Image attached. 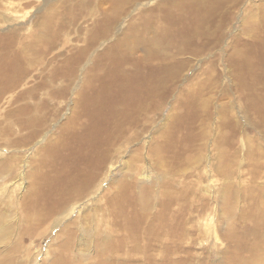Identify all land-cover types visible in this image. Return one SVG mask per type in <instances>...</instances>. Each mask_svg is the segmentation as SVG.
I'll return each instance as SVG.
<instances>
[{"label": "rangeland", "instance_id": "rangeland-1", "mask_svg": "<svg viewBox=\"0 0 264 264\" xmlns=\"http://www.w3.org/2000/svg\"><path fill=\"white\" fill-rule=\"evenodd\" d=\"M187 1L191 3V0ZM183 2L143 0L129 10L126 18H121L123 21L118 23L107 41H102L79 61L80 49L98 26L102 15L111 11L114 0H0V215L10 221L12 227L16 225L7 245L8 250L12 251L7 263H51L57 239H60L69 224H75L80 230L86 229L84 232L110 233L113 230L111 225L106 223L104 226V221L111 216L106 196L113 193L119 177L124 175L128 176V182H132V179L143 182L154 195L164 190L174 195H186L187 203L183 201L174 205V210L184 212L185 220L178 227L184 228L188 234L184 239L175 237L165 239V242L173 245L181 243L183 248L174 252L175 258L187 256L193 264L206 261L207 248L213 251L212 257L223 255L219 261L229 256L225 251L228 242L223 234L231 229L232 223L226 216L227 209L223 210L222 206V200L227 198L224 197L225 194L227 196L223 192L224 186L231 185L239 191L228 197L238 204L236 215L242 213L248 201L260 202L259 208L264 209V121L254 110L248 109V102L241 91L243 87L238 86L236 80L241 71L238 73L234 69L237 65L234 63L241 56L238 51L257 42L244 32V27L249 24V13L257 6H264V0H237L230 12V19L216 31L215 41L210 39L209 49L206 47L204 30H195L191 34L194 37L192 43L203 45L204 51L187 61L189 68L183 73L185 76L178 84V91L190 88L195 82L201 85L206 81L214 85L213 91L205 95V98L212 96V109L208 113L179 112L180 117L177 118V112L172 113L174 108L178 109L180 95L176 91L150 111L140 116L131 115L134 118L126 116L122 119L114 108H109L111 99L119 93L117 88L110 86L113 79L106 73L94 83L98 100L90 98L89 92H86L85 98L80 97L86 84H92L87 81L94 75L95 63L100 65L98 57L108 50L116 36L126 31L130 23L137 21L139 12L158 9L164 3L166 10L170 3L177 11ZM158 11L157 16H162L163 11ZM180 13H185L182 16L186 15L189 20L185 11ZM173 35L176 36L175 32ZM75 56L77 58L73 59ZM101 64L106 65L107 72L110 65L107 62ZM131 68L129 71L126 69V76L132 71ZM60 70L66 71V74L51 82V74ZM72 70L73 74L70 73ZM256 71H259V65ZM22 72V77L16 79L14 86L5 88L14 81L13 74L20 75ZM217 81L216 86L214 83ZM80 100L89 101L93 112L97 111L98 115V111L102 112L99 108L105 107L103 113L112 122V129L105 124L102 129L110 134L109 145H115L118 154H115L87 196L71 201L60 215L43 225L25 223L23 200L31 189L32 176L41 171L42 161L46 159L41 157V149L48 145H62L60 149L55 148L56 151L59 149V153L63 146L85 145L83 153L88 154L90 150V133H85L86 119L72 122L84 109L83 103L79 105ZM116 124L118 133L115 131ZM222 124L224 128H221ZM100 143L107 145L103 138ZM166 143L180 145L179 149L185 155L176 162L178 172L173 177L164 169H159L158 158L152 153L155 145ZM220 145L224 146L219 148ZM258 149L261 153H254V160H250L249 152ZM221 151L229 159L219 163L217 155ZM220 170L227 172L221 173ZM102 217H106V220ZM25 227H29L27 233L23 232ZM254 241L253 244L257 243L258 246L253 256L259 254L263 259L264 250L259 244L264 243H259L257 239ZM7 246L5 243L0 244L1 256L5 254ZM250 259L249 255L247 261Z\"/></svg>", "mask_w": 264, "mask_h": 264}, {"label": "bare ground", "instance_id": "bare-ground-1", "mask_svg": "<svg viewBox=\"0 0 264 264\" xmlns=\"http://www.w3.org/2000/svg\"><path fill=\"white\" fill-rule=\"evenodd\" d=\"M130 1L114 0L111 11L102 15L98 26L90 33L85 45L80 49L79 61L85 58L93 48L99 46L102 41H107L129 10L139 5L143 0ZM183 1L179 10L185 11L189 15V20L186 15V18L182 16L185 13L181 14L179 10H174L173 4L169 3L166 10L164 3L158 6V9L139 12L137 16L135 15L137 21L130 23L122 35L114 34L116 39L110 44L108 50L98 57L100 65L96 63L94 65V75L92 74L93 76L87 81L92 84H86L80 97L85 98L86 92H89L90 98L98 100L94 83L97 82L99 76L102 77L105 73L112 77L113 83L110 86L117 88L119 93L117 97L111 99L112 105L110 104L109 108H114L117 116H121L122 119L126 116L134 118L131 115L140 116L174 95L178 91V84L184 79L183 73L189 68L187 61L204 51L203 45L196 46L192 43L194 37L191 34L195 30H204L206 32L204 36L207 38L206 47L209 49L210 39L213 38L215 41L216 31L221 29V25L226 20L230 19V12L237 0H196V2L191 0V3L187 0ZM185 8L189 10H185ZM158 10L163 11L162 16H157ZM195 13L197 15L192 17ZM247 18H250V21L247 19L250 25L247 23L244 32L257 42L254 41L255 45L238 51L241 56L234 63L237 64L234 69L238 73L241 71V74L236 76V80L237 85L243 87L241 91L244 93V99L248 102V109L254 110L261 121H264V6L255 7ZM160 23L164 25L161 26ZM174 32L178 39L176 36L174 37ZM217 38L220 37L217 36ZM187 55L190 56L185 58ZM76 58L77 56L73 57V59ZM101 62L104 64L107 62V65H110L107 72L106 65H102ZM258 65L260 72L256 71ZM130 67H132V71L126 76V69L129 71ZM60 71L51 74L49 78L51 82L66 74V71ZM70 73L73 74L74 71L72 70ZM15 75L16 73L12 75L14 81L6 85L5 88L8 89L17 83ZM246 83H248V87ZM214 84L217 86L218 81ZM213 87L214 85L203 81L201 85L195 82L190 88L178 91L180 95L178 109L174 108L172 113L177 112V118L180 117L179 112L200 114L205 111L208 113L212 109V96L205 98V95L211 93ZM81 103L84 104V109L72 119V122L75 123L81 118L86 119L85 129L87 131L85 133H90L91 141L88 142L90 150L88 154H84L83 146L85 145L63 146L60 152L66 156H62L59 154L60 152H57L62 145H48L41 149V157H46V159L43 158L45 162L42 159L41 171L32 176L31 189L29 192L27 191L28 195L26 194L27 197L23 200L25 223L43 225L60 215L71 201L87 196L107 165L118 154H116L115 145H109L110 134L102 129L104 124L112 129V122L103 113L105 107L99 108L102 112L98 111V115L97 111L93 112L89 101L80 100V106ZM223 109L225 111V107ZM114 118L116 117L114 116ZM116 126L115 131L117 130L118 133L119 127L117 124ZM221 128H224L223 124ZM102 138L107 141V145H99ZM223 146L220 145L219 148ZM179 147L180 145L166 143L155 145L152 149L153 155L158 158L159 169H164L163 171L172 177L178 172L175 167L176 162L185 156ZM55 148L59 149L56 151ZM75 149L76 151L73 152ZM257 152L261 153L260 149L249 152L250 160H254V153ZM217 156L219 163L228 158L222 151ZM37 169L35 170L37 171ZM220 172L227 171L220 170ZM75 173L79 175H75ZM126 177L128 176L119 177L113 193L106 196V205L111 216L109 220H106V217L102 218L106 220L104 226L106 223L110 224L113 230L110 233L104 231L84 232L83 230L86 229L80 230L75 224H69L60 239H57L53 260L48 264H193L192 259L187 256H185L186 258H175L174 252L181 251L183 248L181 243L173 245L165 242V239L175 237L184 239L188 234L186 230H183L184 228L178 227L185 220L183 219L184 212L178 209L174 210V205L183 201L187 203L186 195L183 193L174 195L167 190L154 195L149 187L142 184L143 182L139 183L130 178L132 182H128ZM223 192L227 193V196L224 195L227 198L222 200L223 210L227 209L225 211L227 214L224 213L226 216L228 215V219L232 223L231 229L223 234L228 242L225 251L229 256L225 257L224 261H219L223 255L212 257L214 256L213 251L207 248L205 249V254L208 256L207 262L203 261L201 264H264V258L259 257L261 255L253 256L258 245L252 242L253 240L256 242L257 239L259 243H264V209L259 208L260 202L248 201V206L242 210L241 214L236 215L235 208L238 204H236V200L228 197L234 196L233 194L239 191L228 185L224 186ZM182 205L186 206V204ZM1 216L0 244L5 243L7 246L16 225L12 227L10 221ZM26 227L23 230L24 233L28 232L26 229L29 227ZM78 233L79 236H77ZM259 246L264 250V244H259ZM8 248L9 246L5 247V254L3 252L4 255H0V264L10 263L6 262L12 257V251L10 249L9 251ZM93 250L94 253H92ZM154 251H159L162 254H155ZM257 252L259 253V251ZM247 254L251 256L250 261H247L249 257ZM220 259L222 260V258Z\"/></svg>", "mask_w": 264, "mask_h": 264}, {"label": "crops", "instance_id": "crops-1", "mask_svg": "<svg viewBox=\"0 0 264 264\" xmlns=\"http://www.w3.org/2000/svg\"><path fill=\"white\" fill-rule=\"evenodd\" d=\"M22 74H23V72H22L20 75L16 74V75H15V76H16L15 80H16L18 77H22Z\"/></svg>", "mask_w": 264, "mask_h": 264}]
</instances>
